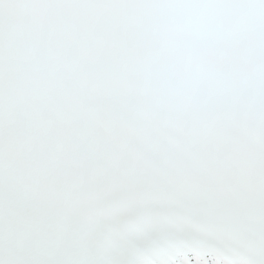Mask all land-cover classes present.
I'll use <instances>...</instances> for the list:
<instances>
[{"label":"snow or ice","instance_id":"obj_1","mask_svg":"<svg viewBox=\"0 0 264 264\" xmlns=\"http://www.w3.org/2000/svg\"><path fill=\"white\" fill-rule=\"evenodd\" d=\"M0 264H264V0H0Z\"/></svg>","mask_w":264,"mask_h":264}]
</instances>
